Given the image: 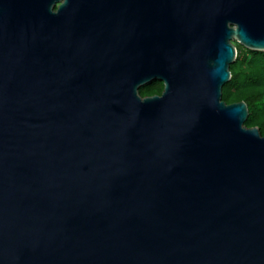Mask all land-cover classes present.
Wrapping results in <instances>:
<instances>
[{
    "label": "water",
    "instance_id": "obj_1",
    "mask_svg": "<svg viewBox=\"0 0 264 264\" xmlns=\"http://www.w3.org/2000/svg\"><path fill=\"white\" fill-rule=\"evenodd\" d=\"M234 42L264 0H0V264H264Z\"/></svg>",
    "mask_w": 264,
    "mask_h": 264
},
{
    "label": "trees",
    "instance_id": "obj_2",
    "mask_svg": "<svg viewBox=\"0 0 264 264\" xmlns=\"http://www.w3.org/2000/svg\"><path fill=\"white\" fill-rule=\"evenodd\" d=\"M237 50L236 61L229 67L230 81L222 88V101L227 105L243 102L248 109L246 128H257L264 137V53ZM163 84L153 81L139 89L141 98L160 96Z\"/></svg>",
    "mask_w": 264,
    "mask_h": 264
},
{
    "label": "rangeland",
    "instance_id": "obj_3",
    "mask_svg": "<svg viewBox=\"0 0 264 264\" xmlns=\"http://www.w3.org/2000/svg\"><path fill=\"white\" fill-rule=\"evenodd\" d=\"M233 44H236L235 42ZM237 45V44H236ZM241 49H244L242 46L238 45Z\"/></svg>",
    "mask_w": 264,
    "mask_h": 264
}]
</instances>
